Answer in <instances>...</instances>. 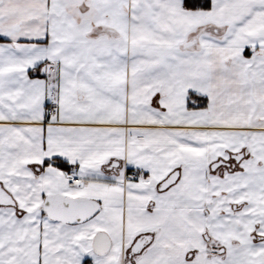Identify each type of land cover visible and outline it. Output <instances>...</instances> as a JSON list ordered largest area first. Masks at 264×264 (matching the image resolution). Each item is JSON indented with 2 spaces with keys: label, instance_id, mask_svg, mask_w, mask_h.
Segmentation results:
<instances>
[{
  "label": "snow or ice",
  "instance_id": "6c2138e0",
  "mask_svg": "<svg viewBox=\"0 0 264 264\" xmlns=\"http://www.w3.org/2000/svg\"><path fill=\"white\" fill-rule=\"evenodd\" d=\"M0 264H264V0H0Z\"/></svg>",
  "mask_w": 264,
  "mask_h": 264
}]
</instances>
